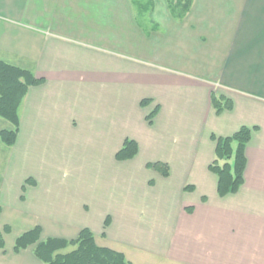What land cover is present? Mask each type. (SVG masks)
<instances>
[{
  "label": "crops",
  "instance_id": "obj_1",
  "mask_svg": "<svg viewBox=\"0 0 264 264\" xmlns=\"http://www.w3.org/2000/svg\"><path fill=\"white\" fill-rule=\"evenodd\" d=\"M154 2L146 24L135 0H0V62L44 80L15 145L0 137V264H44L14 253L35 228L88 229L132 264H264V0H194L183 19ZM242 127L244 184L221 198L212 137ZM126 140L138 154L119 162Z\"/></svg>",
  "mask_w": 264,
  "mask_h": 264
},
{
  "label": "trees",
  "instance_id": "obj_2",
  "mask_svg": "<svg viewBox=\"0 0 264 264\" xmlns=\"http://www.w3.org/2000/svg\"><path fill=\"white\" fill-rule=\"evenodd\" d=\"M137 10L143 17L149 10H154V0H135ZM168 0V6L173 17L183 19L190 11L194 0ZM184 1V2H183ZM140 20V19H139ZM142 21V20H141ZM156 29V27H155ZM43 79H37L32 73L17 67L0 62V118L6 120L14 126L13 131H2L0 137L7 146L15 145L20 129L18 109L21 102L32 87L41 86ZM212 105L217 113L221 115L225 111H231L232 102L223 96L212 94ZM150 101L142 102L145 107ZM158 111V110H157ZM152 113L148 120H152L157 115ZM252 137V130L242 127L231 137H212L216 142V158L210 166V171L218 177V194L221 198L228 195L237 194L244 184V173L246 168L245 150ZM138 154L136 142L126 140L116 159L119 162L129 161ZM167 178L170 169L163 163H152L147 166ZM185 190H193L187 187ZM1 214V207H0ZM108 223V220H107ZM8 229H5L7 232ZM41 230L35 228L20 237L15 242L14 253L18 254L31 246H35L36 257L44 264H132L125 256L108 248L99 247L95 242L93 233L84 229L78 238L73 241L62 239H48L40 241ZM5 248L3 233L0 232V249ZM72 248L71 251H67Z\"/></svg>",
  "mask_w": 264,
  "mask_h": 264
},
{
  "label": "rangeland",
  "instance_id": "obj_3",
  "mask_svg": "<svg viewBox=\"0 0 264 264\" xmlns=\"http://www.w3.org/2000/svg\"><path fill=\"white\" fill-rule=\"evenodd\" d=\"M143 1V0H142ZM159 1H161L162 3L165 1V0H159ZM171 1H173V0H171ZM176 0H174V4H176ZM184 2V1H183ZM151 13H152V11L151 10H149V11H147L146 12V14H143V16L145 17V19H144V21H145V23L146 24H148L149 22H151ZM142 20V19H141ZM72 250V248H69L67 251H65V252H69V251H71Z\"/></svg>",
  "mask_w": 264,
  "mask_h": 264
}]
</instances>
